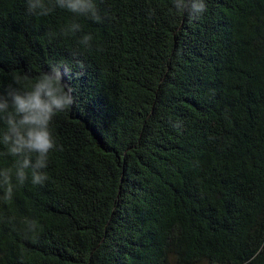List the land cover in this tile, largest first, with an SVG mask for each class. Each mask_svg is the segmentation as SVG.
Segmentation results:
<instances>
[{
	"label": "trees",
	"instance_id": "1",
	"mask_svg": "<svg viewBox=\"0 0 264 264\" xmlns=\"http://www.w3.org/2000/svg\"><path fill=\"white\" fill-rule=\"evenodd\" d=\"M206 3L0 0V85L57 66L74 97L49 179L0 202V264H264V0Z\"/></svg>",
	"mask_w": 264,
	"mask_h": 264
},
{
	"label": "clouds",
	"instance_id": "2",
	"mask_svg": "<svg viewBox=\"0 0 264 264\" xmlns=\"http://www.w3.org/2000/svg\"><path fill=\"white\" fill-rule=\"evenodd\" d=\"M174 9L197 19L207 12L206 0H172ZM27 11L36 17L48 16L63 9L77 17L100 20L96 0H26ZM68 36L81 31V25L72 21L61 28ZM93 36L85 34L80 43L90 48ZM73 90L62 82L57 66L35 77L15 71L11 83L0 85V145L6 151L0 156L14 158L11 167L0 168V202L13 199L17 188L29 179L33 185H43L48 179L51 156L63 151L54 133L55 118L68 111L73 103ZM27 231L38 233L39 223L27 220ZM259 252L246 264H252Z\"/></svg>",
	"mask_w": 264,
	"mask_h": 264
}]
</instances>
